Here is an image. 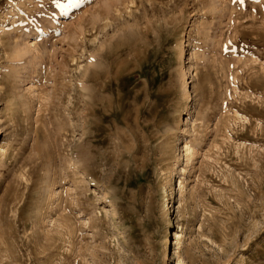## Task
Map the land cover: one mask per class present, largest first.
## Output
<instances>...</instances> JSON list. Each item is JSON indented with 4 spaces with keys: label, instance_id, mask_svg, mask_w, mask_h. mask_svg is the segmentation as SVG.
I'll list each match as a JSON object with an SVG mask.
<instances>
[{
    "label": "rangeland",
    "instance_id": "obj_1",
    "mask_svg": "<svg viewBox=\"0 0 264 264\" xmlns=\"http://www.w3.org/2000/svg\"><path fill=\"white\" fill-rule=\"evenodd\" d=\"M0 264H264V0H0Z\"/></svg>",
    "mask_w": 264,
    "mask_h": 264
},
{
    "label": "bare ground",
    "instance_id": "obj_2",
    "mask_svg": "<svg viewBox=\"0 0 264 264\" xmlns=\"http://www.w3.org/2000/svg\"><path fill=\"white\" fill-rule=\"evenodd\" d=\"M114 2V1H113ZM189 72V71H188ZM190 73V72H189ZM179 188L180 192L182 193L183 188H184V183L183 181L179 182ZM180 194V193H179ZM57 196V195H56ZM104 198V197H103ZM108 200V199H107ZM111 201V200H110ZM113 208V207H112ZM117 210V209H116ZM116 213V212H115ZM181 232V231H180ZM180 232L176 233V248L173 251V256L180 257L181 256V244H182V234ZM175 258V257H174Z\"/></svg>",
    "mask_w": 264,
    "mask_h": 264
}]
</instances>
